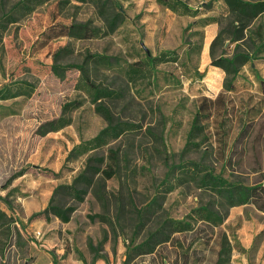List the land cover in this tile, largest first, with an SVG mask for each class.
I'll return each instance as SVG.
<instances>
[{"label": "rangeland", "instance_id": "rangeland-1", "mask_svg": "<svg viewBox=\"0 0 264 264\" xmlns=\"http://www.w3.org/2000/svg\"><path fill=\"white\" fill-rule=\"evenodd\" d=\"M16 1L0 2V15ZM176 1L190 10L175 1L119 0L122 21L113 30L93 5L76 0H48L2 21L0 88L31 85H25L27 94L0 99V197L9 203L0 199V209L11 232L9 238L0 231V264H124L132 246L158 238L153 252H131L126 264H264V211L253 203L225 208L190 173H170L188 159L231 181L264 185V12L233 40L223 0ZM84 22L99 32L77 37L63 29ZM168 51L165 60L147 59ZM88 53L108 59L90 63L89 73L96 84L120 91L119 98L103 101L123 130L103 147L70 156L107 122L80 89V71L67 67L58 76L52 65L81 64ZM234 53L249 56L234 72L213 64ZM74 100L79 105L63 114L67 125L40 132ZM110 149L115 173L95 177L103 199L89 189L67 222L30 219L57 185L72 182L88 157L109 162ZM208 202L224 214L217 226L190 216ZM170 219L190 226L172 232ZM224 236L230 251L218 263Z\"/></svg>", "mask_w": 264, "mask_h": 264}, {"label": "trees", "instance_id": "trees-1", "mask_svg": "<svg viewBox=\"0 0 264 264\" xmlns=\"http://www.w3.org/2000/svg\"><path fill=\"white\" fill-rule=\"evenodd\" d=\"M5 0H0L3 3ZM48 0H17L8 10H1L0 15V26L4 25L3 20L13 21L15 14L22 15L33 10L37 5H40ZM70 0H65L68 2ZM79 2H86L93 5L100 14V16L105 21L106 27L109 30H113L122 21V6L119 0H76ZM161 3L168 4L169 1H175L176 4H180L186 11H189V7L185 4L177 2L176 0H158ZM225 3L230 16L232 17V33L233 40H238L243 37L244 29L250 24L251 20L256 18L259 14L264 12V0L246 1V0H223ZM174 8L175 4H172ZM1 9V6H0ZM66 29V33L77 37H90L94 36L99 32V28L89 26L88 23H73L67 26H63ZM222 32L220 31L215 37L212 47L221 38ZM172 51L163 52L156 57H148V61L155 62L156 60H165L169 58ZM58 56V53L55 55ZM249 60L248 54L234 53L232 57L219 56L213 60V64L223 68L225 71H235L236 63H245ZM92 62H105L108 63V59L102 54H86L84 61L81 64H66L60 65L54 63L52 65L53 72L62 76L64 74V69L67 67H74L80 71V81L79 87L83 89L89 96L92 103L95 105V110L100 113L106 120L107 124L102 128L93 138L81 142L74 146L70 151L69 155L76 156L77 154L84 153L88 150L103 147L108 143L110 138L117 137L123 130V126L120 122H115L109 107L104 103L103 98L114 100L120 97V91L117 89L109 88L106 86H101L96 84L90 77L89 64ZM135 70V69H134ZM262 88H264V79L260 80ZM26 82H17L15 88H11L5 85L0 88V99H8L18 95L27 94ZM79 105L78 101L66 102L62 107V115L45 122L40 130L41 133H46L47 131L58 130L69 123V118L63 114L68 113L73 108ZM197 124L194 122L189 136L197 129ZM193 143V142H192ZM189 144V142H187ZM194 144V143H193ZM110 155L109 162L106 161L105 156H90L87 158L84 168L79 172L68 184H59L54 189L49 198L46 207L38 212L33 213L31 218L43 217L48 220L51 216L57 217L62 222H67L70 219L72 212L77 208L78 203H80L85 194L89 189H93L96 196L99 199L102 198L103 184L97 180L96 175H101V178H110L115 173L113 168V163L115 159L116 152L112 149L109 150ZM111 160L113 161L111 163ZM176 171H181L183 173H190L192 179L195 181L197 187L202 189H207L214 194L215 198L218 200L220 205L226 208L245 204L253 203L258 209L264 211V185L262 184H251L244 185L239 182L231 181L226 177L214 173L212 170L208 169L205 165L195 160L181 159L176 165L170 167V173H176ZM20 171L14 174L12 177H16L22 174ZM175 177V175H173ZM11 177V178H12ZM68 196L71 202H61L59 197ZM0 199L9 206L6 197H0ZM190 216L196 221H203L214 226L219 225L224 214L220 213L218 209L214 207V202L201 204L192 209ZM104 218V216H101ZM8 216L6 213L0 209V231L5 233L6 237L11 235L10 226L8 224ZM171 226L172 232H179L188 229L190 223L183 220H168ZM17 235L21 237V234L16 230ZM10 238V236H9ZM160 242V238L156 239L154 242L151 239H146L139 244L132 246L128 250L124 264L131 256V252L137 253H151L153 252L155 245ZM103 240H101L98 245L101 246ZM90 250L93 251L94 256L98 255L97 247L89 243ZM230 251V245L226 237H223L221 241L220 248L218 251V263L223 262V255Z\"/></svg>", "mask_w": 264, "mask_h": 264}]
</instances>
